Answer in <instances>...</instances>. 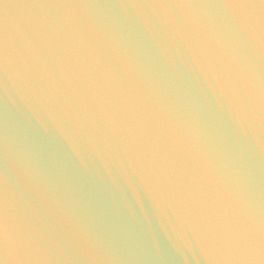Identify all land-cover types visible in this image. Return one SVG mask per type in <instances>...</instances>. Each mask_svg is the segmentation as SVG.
<instances>
[{"label":"water","instance_id":"obj_1","mask_svg":"<svg viewBox=\"0 0 264 264\" xmlns=\"http://www.w3.org/2000/svg\"><path fill=\"white\" fill-rule=\"evenodd\" d=\"M0 264H264V0H0Z\"/></svg>","mask_w":264,"mask_h":264}]
</instances>
